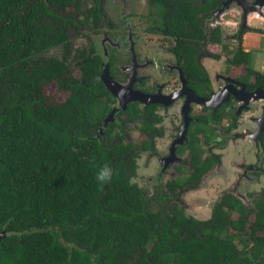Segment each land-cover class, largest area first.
Segmentation results:
<instances>
[{
    "label": "flooded vegetation",
    "instance_id": "obj_1",
    "mask_svg": "<svg viewBox=\"0 0 264 264\" xmlns=\"http://www.w3.org/2000/svg\"><path fill=\"white\" fill-rule=\"evenodd\" d=\"M76 2L79 11L45 0L59 42L33 56L38 71L58 68L35 91L37 113L53 118L64 105L80 116L81 138L129 163L147 209L168 228L184 216L179 233H160L163 248L150 238L133 261L111 264H183L174 252L190 251L184 233L207 253L188 264H264V101L249 102L264 75L232 69L245 15L264 0ZM24 234L0 230V264H39L32 258L55 249L24 245ZM54 234L68 254L60 264H103L73 233Z\"/></svg>",
    "mask_w": 264,
    "mask_h": 264
},
{
    "label": "trees",
    "instance_id": "obj_2",
    "mask_svg": "<svg viewBox=\"0 0 264 264\" xmlns=\"http://www.w3.org/2000/svg\"><path fill=\"white\" fill-rule=\"evenodd\" d=\"M46 1L80 9L76 0ZM40 3L0 0V230L25 233L27 246L55 247L32 258L39 264H60L68 257L54 233H73L103 264L131 262L135 247L143 249L150 238H162L160 248L167 245L168 235L160 233H179L184 216L168 228L161 212L147 209L143 191L128 175L129 163L113 160L96 142L81 138L85 125L80 116L67 115L64 105H55L53 118L46 110L37 113L35 91L54 77L58 65L38 71L33 55L43 44L59 42L50 34L52 12L45 0ZM251 30L261 29L247 28L236 37L243 42ZM232 69H244L247 79L257 76L251 53L243 49L235 51ZM104 165L113 170L112 177L100 183L96 173ZM184 236L190 251L174 252L176 260L188 264L204 259L207 253L200 251L195 237ZM87 263L93 264L90 257Z\"/></svg>",
    "mask_w": 264,
    "mask_h": 264
},
{
    "label": "crops",
    "instance_id": "obj_3",
    "mask_svg": "<svg viewBox=\"0 0 264 264\" xmlns=\"http://www.w3.org/2000/svg\"><path fill=\"white\" fill-rule=\"evenodd\" d=\"M255 22V21H254ZM255 24V23H254ZM256 28L261 30L258 31H247L243 36V47L244 50L251 53V66L254 70L264 74V29L262 28L261 22L255 24ZM257 55V63L260 64V68L253 67L252 59Z\"/></svg>",
    "mask_w": 264,
    "mask_h": 264
},
{
    "label": "water",
    "instance_id": "obj_4",
    "mask_svg": "<svg viewBox=\"0 0 264 264\" xmlns=\"http://www.w3.org/2000/svg\"><path fill=\"white\" fill-rule=\"evenodd\" d=\"M256 14L259 15L260 17H263V18H264V10H263V11H253V12H251V13H247V14L245 15V19H244V26H243L244 29L254 27V26L247 25V19L251 18L253 15H256ZM261 74H262V73H261ZM263 75H264V74H263ZM259 92H263V93L258 94ZM259 99H261V100L264 101V91L261 90V89H257V90L253 93V97H252V99H251L249 102H251V101H256V100H259Z\"/></svg>",
    "mask_w": 264,
    "mask_h": 264
},
{
    "label": "clouds",
    "instance_id": "obj_5",
    "mask_svg": "<svg viewBox=\"0 0 264 264\" xmlns=\"http://www.w3.org/2000/svg\"><path fill=\"white\" fill-rule=\"evenodd\" d=\"M112 169L108 165L101 167L96 173V180L100 183L109 181L112 177Z\"/></svg>",
    "mask_w": 264,
    "mask_h": 264
},
{
    "label": "rangeland",
    "instance_id": "obj_6",
    "mask_svg": "<svg viewBox=\"0 0 264 264\" xmlns=\"http://www.w3.org/2000/svg\"><path fill=\"white\" fill-rule=\"evenodd\" d=\"M255 24H259V21H257V20H255ZM232 30V29H231ZM233 31H235V29H233ZM257 55H255L254 56V58L252 59V64H253V67L255 68V67H257V68H260V64H258L257 63ZM144 172V169L142 168V170H141V168L139 169V173H141V174H139V177L140 178H142V176H143V173Z\"/></svg>",
    "mask_w": 264,
    "mask_h": 264
},
{
    "label": "built area",
    "instance_id": "obj_7",
    "mask_svg": "<svg viewBox=\"0 0 264 264\" xmlns=\"http://www.w3.org/2000/svg\"><path fill=\"white\" fill-rule=\"evenodd\" d=\"M259 21L261 22L262 28L264 29V18L259 17Z\"/></svg>",
    "mask_w": 264,
    "mask_h": 264
}]
</instances>
